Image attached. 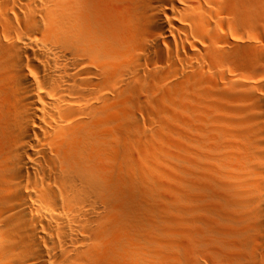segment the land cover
<instances>
[{
    "label": "bare ground",
    "instance_id": "bare-ground-1",
    "mask_svg": "<svg viewBox=\"0 0 264 264\" xmlns=\"http://www.w3.org/2000/svg\"><path fill=\"white\" fill-rule=\"evenodd\" d=\"M264 264V0H0V264Z\"/></svg>",
    "mask_w": 264,
    "mask_h": 264
},
{
    "label": "rangeland",
    "instance_id": "rangeland-1",
    "mask_svg": "<svg viewBox=\"0 0 264 264\" xmlns=\"http://www.w3.org/2000/svg\"><path fill=\"white\" fill-rule=\"evenodd\" d=\"M123 264H130L129 261H123ZM131 264H133V262L131 261Z\"/></svg>",
    "mask_w": 264,
    "mask_h": 264
}]
</instances>
